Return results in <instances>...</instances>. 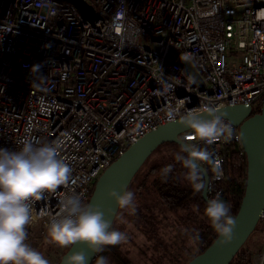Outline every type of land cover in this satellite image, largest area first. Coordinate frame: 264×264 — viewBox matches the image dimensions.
Returning a JSON list of instances; mask_svg holds the SVG:
<instances>
[{
	"label": "built area",
	"instance_id": "2783aa9c",
	"mask_svg": "<svg viewBox=\"0 0 264 264\" xmlns=\"http://www.w3.org/2000/svg\"><path fill=\"white\" fill-rule=\"evenodd\" d=\"M83 1L94 11L92 22L59 0H0V148L19 151L25 139L36 146L58 143L72 169L67 186L32 202L26 243L33 248L60 215L61 200L76 194L84 204L129 146L170 123L169 107L180 115L206 105L264 113V0ZM122 3L127 15L119 20ZM115 23L127 29L124 36ZM180 57L192 63L199 81ZM233 129L230 142L192 140L221 165L219 178L202 166L207 201L225 192L228 155L245 159ZM258 224L264 228V209ZM262 255L252 264H262Z\"/></svg>",
	"mask_w": 264,
	"mask_h": 264
},
{
	"label": "clouds",
	"instance_id": "9594fccd",
	"mask_svg": "<svg viewBox=\"0 0 264 264\" xmlns=\"http://www.w3.org/2000/svg\"><path fill=\"white\" fill-rule=\"evenodd\" d=\"M126 15L127 9L122 3L117 18L122 20ZM113 27L121 36L127 31L122 23H115ZM40 67L35 65L32 69L39 73ZM159 71L164 86L173 91L174 86L162 76L160 68ZM166 119L190 130V135L180 141L181 153L184 154L178 153L175 159L187 170L185 179L192 190H206L207 183L201 168L207 165V171L219 178L222 174L220 161L207 148L198 147L192 140L206 145L221 139L230 142L234 136L231 122L226 121L224 112L213 105H206L203 109L194 108L183 115L176 108L169 107ZM59 147L58 143L36 146L31 139H25L19 151L10 152L0 148V264H50L26 240L27 227L35 219L32 202L43 199L46 193H55L70 182L72 169L60 157ZM161 171L166 178L172 171V165ZM106 198L111 199L118 209L126 210L130 215L136 213L135 194L132 191H109ZM60 208V215L51 218L47 225V242L62 249L82 245L88 253L86 256L82 251L72 252L64 258L63 264H88L89 257H95L94 264H109L102 253L125 243L126 234L113 230L112 221L105 219V212L83 204L79 195H66L61 200ZM204 215L217 234V246L230 244L234 239L236 222V217L230 214V205L218 197L209 199ZM119 218L123 222L122 214ZM199 240L198 232L190 237L193 244Z\"/></svg>",
	"mask_w": 264,
	"mask_h": 264
},
{
	"label": "trees",
	"instance_id": "16d2710c",
	"mask_svg": "<svg viewBox=\"0 0 264 264\" xmlns=\"http://www.w3.org/2000/svg\"><path fill=\"white\" fill-rule=\"evenodd\" d=\"M197 146L203 148L202 145ZM178 153L184 154L181 153L180 146L165 143L145 161L127 188L135 194L136 213L130 215L128 211L119 209L112 224L113 230L124 232L127 238L133 231H138L142 235L148 243L147 249L151 252L149 256L151 264H187L217 237L204 215L207 204L202 199V191H193L186 181L187 170L175 159ZM168 165H172V171L165 178L161 170ZM224 169L225 192L221 200L230 205V214L235 216L244 193L246 161L230 153ZM121 214L123 222L119 218ZM257 227L230 264H252L255 255L254 245L249 248L247 243L253 235L264 231V228L258 230ZM165 230L172 234L171 239L180 240L181 245L176 250L178 252L176 255L171 253L170 245L164 238ZM197 232L200 240L193 244L190 237ZM186 245H192L194 253L181 252ZM66 250L64 249L61 255ZM118 251L117 245L102 255L108 258L109 264H132ZM94 262L95 258L91 264Z\"/></svg>",
	"mask_w": 264,
	"mask_h": 264
},
{
	"label": "water",
	"instance_id": "95a60500",
	"mask_svg": "<svg viewBox=\"0 0 264 264\" xmlns=\"http://www.w3.org/2000/svg\"><path fill=\"white\" fill-rule=\"evenodd\" d=\"M73 5L76 10L88 21L95 20L91 6L83 0H59ZM176 53L173 52L168 60L172 61ZM180 57L178 62L181 63ZM224 112L225 120L238 128L242 147L245 153L246 170L244 193L236 217L234 239L224 246H217L215 240L199 255L187 264H230L239 250L255 231L261 212L264 209V113L251 114V108L245 105L220 107ZM177 124L170 122L159 126L138 139L125 152L111 163L100 175L95 183L87 205L97 207L105 212V219L114 222L118 208L111 199L106 198L109 191L120 192L130 185L134 176L145 161L163 144L173 143L181 147L180 136L188 132ZM201 174L208 182V174L202 167ZM202 199L207 204L206 190L202 191ZM75 251L88 253L82 245H75L67 249L57 264H63L64 258ZM95 257H89L91 264Z\"/></svg>",
	"mask_w": 264,
	"mask_h": 264
},
{
	"label": "rangeland",
	"instance_id": "374dc122",
	"mask_svg": "<svg viewBox=\"0 0 264 264\" xmlns=\"http://www.w3.org/2000/svg\"><path fill=\"white\" fill-rule=\"evenodd\" d=\"M181 64L187 68V70L195 77L196 81H199V77L197 75V70L194 68L192 63L190 61H185V59H181ZM89 200V197L84 201V204L87 205ZM258 230H263L262 226L257 227ZM164 232V238L167 241V243L170 245L171 253L176 255L178 252L176 250L179 249V246L181 245L180 240L177 239H171L172 234ZM173 240V241H172ZM254 245L253 252L255 253L254 256H257L258 254H263L261 258H263L264 264V231L258 234L253 235L248 243L247 246L251 248ZM148 243L145 242L142 235L138 231H133L130 237L127 238L125 243H122L118 245V252L119 254L128 259L132 264H151L149 261V256L151 252L147 249ZM184 249L181 250V252L189 251L190 253H194V248L192 245H186L183 247ZM37 251L41 252L46 259L50 261V264H57L58 260L62 256L64 249L67 248H58L56 246H53V244H49L47 242V235L40 240L36 247H34Z\"/></svg>",
	"mask_w": 264,
	"mask_h": 264
},
{
	"label": "bare ground",
	"instance_id": "6f19581e",
	"mask_svg": "<svg viewBox=\"0 0 264 264\" xmlns=\"http://www.w3.org/2000/svg\"><path fill=\"white\" fill-rule=\"evenodd\" d=\"M262 257V256H261ZM262 259V258H261Z\"/></svg>",
	"mask_w": 264,
	"mask_h": 264
}]
</instances>
